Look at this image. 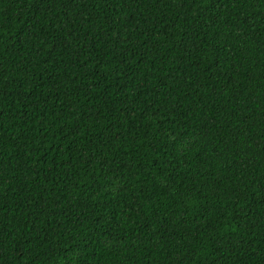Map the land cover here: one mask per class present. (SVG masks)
Masks as SVG:
<instances>
[{
    "label": "trees",
    "instance_id": "obj_1",
    "mask_svg": "<svg viewBox=\"0 0 264 264\" xmlns=\"http://www.w3.org/2000/svg\"><path fill=\"white\" fill-rule=\"evenodd\" d=\"M0 264H264V0H0Z\"/></svg>",
    "mask_w": 264,
    "mask_h": 264
}]
</instances>
